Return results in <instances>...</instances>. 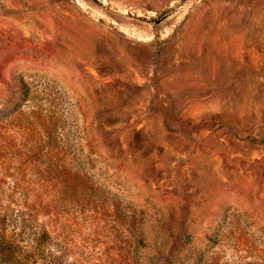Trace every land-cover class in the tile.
Here are the masks:
<instances>
[{
	"label": "rangeland",
	"instance_id": "1",
	"mask_svg": "<svg viewBox=\"0 0 264 264\" xmlns=\"http://www.w3.org/2000/svg\"><path fill=\"white\" fill-rule=\"evenodd\" d=\"M28 208L67 264H264V0H0V215Z\"/></svg>",
	"mask_w": 264,
	"mask_h": 264
},
{
	"label": "trees",
	"instance_id": "2",
	"mask_svg": "<svg viewBox=\"0 0 264 264\" xmlns=\"http://www.w3.org/2000/svg\"><path fill=\"white\" fill-rule=\"evenodd\" d=\"M65 169V188L70 190L66 199L74 204L82 195L80 179L74 177V182L68 181L69 172ZM67 256V247L53 240L39 224L34 208L19 211L16 216L0 215V264H67Z\"/></svg>",
	"mask_w": 264,
	"mask_h": 264
}]
</instances>
